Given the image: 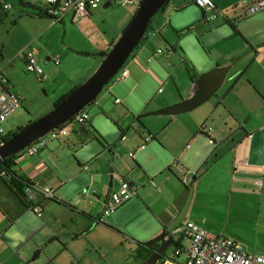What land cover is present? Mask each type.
Here are the masks:
<instances>
[{
  "label": "crops",
  "instance_id": "1",
  "mask_svg": "<svg viewBox=\"0 0 264 264\" xmlns=\"http://www.w3.org/2000/svg\"><path fill=\"white\" fill-rule=\"evenodd\" d=\"M214 1L217 5L215 9H201L191 14L181 10L191 3L169 0L150 23L157 34L142 39L126 61V67L130 71L127 79L107 84L92 103L96 106L93 110L97 114L113 111V106L108 102L112 100L116 104L125 103L124 109L128 107L130 111H137L136 113L141 111L133 114L134 118H141L143 111L149 108H163L190 97L193 79L200 73L236 61L229 74L238 70L241 72L224 87L222 99L217 103H204L208 105H202L206 106L203 109L174 116L159 115L153 119V130L150 129L148 133L160 138L165 156L160 168L168 165L171 172L174 164L182 163L189 171L195 170L192 178L195 181L194 200L198 199L199 194H203L212 198L215 203L225 201L234 208L253 206L260 215L264 214V42L261 43L264 39V26L260 32L262 38L255 43L234 25H230L227 33L219 35L213 34V30L209 29L208 34L212 36L199 41L184 37L183 32L190 33L196 24L202 30L208 21L221 17V11L229 1L234 3L242 0ZM92 15L83 17L76 23L90 36L98 51L100 60L96 62L97 66L118 37L104 38ZM40 16V19H50L46 14ZM69 20L75 23L70 18ZM65 22L66 19L63 23ZM159 48L162 52L157 51ZM201 49L205 52L204 56L200 54ZM191 52L198 61H195V66ZM46 62H51L50 56H47ZM162 84L165 85V90L157 98L156 95L149 98L146 86L157 87ZM75 86L78 84L74 81L70 90ZM116 99H120V102ZM220 107L223 108V113L219 112ZM88 111L90 118L85 130L89 135L88 128L92 126L93 113L92 110ZM217 112L222 117V122L212 119ZM210 122L216 125L221 123L220 132L217 130L214 134L216 129ZM203 126L207 128L202 129ZM208 127L212 129L209 130ZM80 129L74 130L77 132ZM65 137L50 142L37 155L26 156L18 164V172L24 174L36 187H49L55 192L56 197L53 199L44 197L34 185L24 189L31 205H41L43 217L37 218L13 197L7 185L0 180V264H84V259L80 262L68 248L63 252L68 254V262L62 259L36 263L40 250L34 256L33 253L47 241L58 238L69 241L77 235L88 233L96 224L103 223L105 218L103 222L97 219L122 175L113 174L111 170L110 191L99 214L93 210L96 201L92 197H87L83 208H80L81 199L77 206V202L67 198L62 192L75 175V172L70 174L69 169L62 164L64 157L73 155V143ZM106 154L109 161L111 148H108ZM69 166H73L70 161ZM161 176L166 189H157V194L145 192V197L146 200L149 199V208L165 227L183 207L188 191L180 190L170 175L161 172ZM101 178L104 182L109 179L107 174ZM114 179L117 180V186H114ZM140 195L139 187L138 196Z\"/></svg>",
  "mask_w": 264,
  "mask_h": 264
},
{
  "label": "rangeland",
  "instance_id": "2",
  "mask_svg": "<svg viewBox=\"0 0 264 264\" xmlns=\"http://www.w3.org/2000/svg\"><path fill=\"white\" fill-rule=\"evenodd\" d=\"M6 1L12 5V9H3L0 12V69L9 80L10 90L22 96L21 106L2 123L4 131L10 133L25 127L50 111L55 102L70 90L74 81L78 85L82 84L96 70L98 67L96 62H99L100 57L92 39L80 29L79 23H72L69 18H66L65 23L58 22L56 24H53L50 19H40L43 0ZM229 2L221 11V17L213 19L215 21H208V24L203 25L205 29L202 30H199L198 24H196L198 29L192 27L190 33L184 31V37L199 41L210 36L209 29L213 30V34L219 35L222 32L223 34L227 33L230 25H234L252 43L258 42L262 38L260 32L264 26V10L247 16L241 4L242 1ZM104 3L92 12L93 20L104 38L114 39L120 36L130 22L138 9V4L125 3L121 5L113 1L108 8H104ZM181 10L193 14L195 11H200L201 8L194 4H188ZM3 13H7V15L2 17ZM96 18L99 19L95 20ZM191 33L192 35H190ZM27 47L38 50L41 65L47 75L46 80H39L35 73L27 70L22 54V51ZM204 53V50L201 49L200 54L204 56ZM47 56L51 57V62H46ZM191 56L194 66L197 65L198 61L193 52H191ZM56 59H59L58 64L54 62ZM114 81H111L110 84ZM229 83L230 81L225 82L204 103H208V101L217 103L222 99L223 89ZM2 90L3 86L0 84V93ZM163 90H165L163 84L157 87L146 86L149 98L155 95L157 98ZM44 91L45 93H43ZM108 102L113 106V111L108 110L105 113L97 114L93 110L96 108L94 104H89L86 107L93 113L92 126L88 128V136H84L80 130L77 132L72 130L65 137L73 143L71 146L73 155L64 157L62 164L69 169L70 174L73 175L75 172V175L62 189V192L67 198L77 202L78 206L82 191L92 181L88 197L89 199L92 197L93 201H96L93 210L99 214L103 207L102 203L110 191L109 182L111 170H113V174L118 173L122 176L129 174L132 181L140 187L141 195L140 197L135 196L119 206L115 212L105 217L103 223L96 224L88 233L77 235L78 238L76 236L69 241L62 238L45 241L43 247L33 253L34 256L40 250L35 259L36 263L62 259V261L68 262L70 261L68 254L63 253L65 248H68L69 252L76 255L80 262L84 259V264H141L146 260L147 252L140 249V244L153 240L161 234L164 228L149 208V199L146 200L145 192L157 194V189H166L161 172L170 175L180 190L187 192L188 187L193 185L195 191V181L192 179L195 170L189 171L187 166L182 163L181 165L187 168L185 172L179 170L180 165L178 164L180 163L174 164V167L171 166L173 167L171 172L168 165L160 168L165 158L159 142L160 138L150 137L144 147L134 145L139 135L145 138L150 134L148 133L150 129L153 130L152 121L159 115H149L148 112L153 111L149 108V110L143 111L140 122L134 118L133 114H138L141 111L136 113L137 111H130L128 107L124 109L125 103L116 104L112 100H108ZM204 103L198 107L208 105ZM198 107L191 111L203 109L206 106ZM219 109V112L223 113V108ZM219 112L212 119L217 122L219 119L222 122V117L218 115ZM161 116L166 117L167 115ZM219 125L212 124L216 129L214 134L220 130L221 126ZM207 126L203 127L207 128ZM122 129L125 131L121 138ZM133 130L134 133L131 134ZM108 148H111L109 161L106 154ZM131 151H134V159L129 156ZM69 161L73 163L72 167L69 166ZM66 168L65 170H67ZM186 173L189 177L187 185L182 183ZM104 174H107L109 178L105 182L103 181L105 177L101 178ZM96 176L98 177L95 178ZM150 179H153L158 187L154 186ZM113 182L114 186H117V180L114 179ZM60 198L63 199L62 196ZM188 217L212 233L236 238L248 252L264 253V214L258 215L253 206L234 208L225 201L215 203L212 198L209 199L203 194H199L197 200L192 198ZM172 252L173 246L171 245L167 253L172 254Z\"/></svg>",
  "mask_w": 264,
  "mask_h": 264
},
{
  "label": "built area",
  "instance_id": "3",
  "mask_svg": "<svg viewBox=\"0 0 264 264\" xmlns=\"http://www.w3.org/2000/svg\"><path fill=\"white\" fill-rule=\"evenodd\" d=\"M115 2L121 5L125 3H137L141 0H43L42 14H46L56 24L63 22L66 18H70L73 22L79 21L81 18L91 15L93 11L101 7L103 2ZM187 3L194 4L201 9H215L216 2L214 0H185ZM1 5L5 10H11L12 5L6 0H0ZM245 14L252 16L264 10V0H253L243 6ZM157 31L151 27H147L144 37L156 35ZM158 52H162L159 48ZM27 70L35 73L39 80L44 81L47 75L41 65V59L38 55V50L27 47L22 52ZM56 64L59 59L54 60ZM130 71L125 65L115 74L112 81H123L127 79ZM8 78L0 69V84L3 90L0 93V142L7 135L2 127V123L7 120L8 116L18 109L22 104V96L11 91V85L8 84ZM120 102V99H116ZM87 107V106H86ZM83 108L78 113L74 114L63 124L50 130L41 138L33 141L26 146L22 151L14 155V161L20 163L26 156H35L40 150L45 148L50 142L61 139L68 135L76 128L86 127L90 118V113L87 108ZM202 129H205L204 127ZM212 127H209L211 130ZM147 136V137H146ZM138 147H144L151 135H146ZM133 158L134 151L129 153ZM182 172L187 171L183 165H180ZM5 172L1 171L0 176H4ZM189 177L185 174L182 182L187 184ZM151 182L156 186V182L151 179ZM41 194L46 198H55V192L52 188H39L34 185ZM139 195V187L133 183L129 175L120 177L119 184L116 189L111 190L103 212L97 219L103 222L104 218L115 212L119 206L131 198ZM29 210L38 217H43V209L40 204L34 203L29 207ZM173 252L160 260L158 264H264V253L248 252L243 244L234 237L225 234H215L207 230L191 218L185 219L178 228L173 232ZM177 242V245L175 244Z\"/></svg>",
  "mask_w": 264,
  "mask_h": 264
},
{
  "label": "water",
  "instance_id": "4",
  "mask_svg": "<svg viewBox=\"0 0 264 264\" xmlns=\"http://www.w3.org/2000/svg\"><path fill=\"white\" fill-rule=\"evenodd\" d=\"M168 1L169 0H141L138 4V9L132 16L130 22L114 44L111 45L110 49L104 53L103 59L96 70L82 84L76 86L66 98L55 103L50 111L36 118L33 122L22 127L20 130L0 142V163L5 159L16 155L33 141L41 138L50 130L66 122L83 108L92 104L104 87L113 80L115 74L125 65L128 58L143 39L144 33L153 17ZM251 1L253 0H242L241 4L244 6ZM110 4V2H106L103 7L108 8ZM97 19L99 18H96L95 20ZM235 63L236 61H233L228 65L215 66L200 73L193 79L190 97L172 105L150 111L148 114L174 116L198 107L213 96L225 82L234 79L241 72V70H238L229 74ZM80 132L84 136L88 135L85 127H82ZM133 133L134 130L131 134ZM143 139L144 137L139 135L134 145L138 147ZM195 178L196 176L194 179ZM92 183L93 182L91 181V183L82 191L80 196V208H83L84 206ZM193 193L194 186L192 185L188 187L187 199L175 218L166 226L165 230L159 236L145 243V246H151L166 239L165 243L159 248V253L154 252L141 264L159 263L162 254L167 252L173 243V240L168 239V236L188 218Z\"/></svg>",
  "mask_w": 264,
  "mask_h": 264
},
{
  "label": "trees",
  "instance_id": "5",
  "mask_svg": "<svg viewBox=\"0 0 264 264\" xmlns=\"http://www.w3.org/2000/svg\"><path fill=\"white\" fill-rule=\"evenodd\" d=\"M3 9L4 8H3V6L0 3V12ZM6 15H7V13H3L2 17L6 16ZM112 44H114V42ZM75 88H76V86L74 88H72L71 90H69L67 93L63 94L59 98V100L56 101L55 103L63 100L64 98H66L67 95ZM137 120L140 121V117L139 116L137 117ZM20 129L21 128H19L18 130H20ZM18 130H16V131H18ZM16 131L7 133V135L5 137H3V140L8 138L10 135L14 134ZM121 134H122L121 135V138H122L124 136V131L123 130H121ZM150 135H151L152 138L156 137L152 133H150ZM14 157L15 156H11V157L5 159L2 163H0V172L1 171L5 172L4 176H0V180L3 181L7 185L8 189L11 192V194L13 195V197L15 199H17L21 204L25 205L27 207V209L29 210V207L31 206V203H29L27 201L24 189H25V187H32L34 184L24 174H20L18 172V163H16L14 161ZM175 244L177 245V242ZM167 255H168V253L166 252L165 254H163L162 258H164Z\"/></svg>",
  "mask_w": 264,
  "mask_h": 264
},
{
  "label": "flooded vegetation",
  "instance_id": "6",
  "mask_svg": "<svg viewBox=\"0 0 264 264\" xmlns=\"http://www.w3.org/2000/svg\"><path fill=\"white\" fill-rule=\"evenodd\" d=\"M105 4V3H104ZM43 93H45V91L43 92ZM165 228H166V226L163 228V231L165 230ZM162 231V232H163ZM161 232V233H162ZM174 238V234L173 233H171L169 236H168V239H172V240H174L173 239ZM165 240L166 239H164V240H161L160 242H157V243H155V244H153V245H151V246H145V243H141L140 244V249H143V250H145L146 252H147V257H146V259L151 255V254H153L154 252H157V253H159V248L165 243ZM173 244V243H172ZM166 253V252H165ZM165 253H163V254H165ZM163 254H162V257H163ZM162 259V258H161ZM160 259V260H161ZM160 262V261H159Z\"/></svg>",
  "mask_w": 264,
  "mask_h": 264
}]
</instances>
